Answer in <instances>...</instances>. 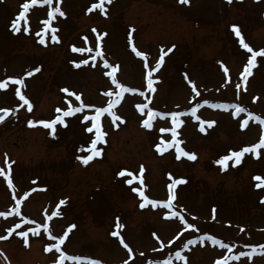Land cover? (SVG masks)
Here are the masks:
<instances>
[{
	"label": "rangeland",
	"instance_id": "1",
	"mask_svg": "<svg viewBox=\"0 0 264 264\" xmlns=\"http://www.w3.org/2000/svg\"><path fill=\"white\" fill-rule=\"evenodd\" d=\"M25 0H0V79L20 76L33 67L40 71L25 77V95L33 104L18 107L22 102L15 95V87L0 90V108H14L0 123V167L5 154L12 165L11 178L14 188H9L5 177L0 176V211L15 207V199L25 192L29 195L20 205L21 216L35 220L38 224L47 222L52 235L69 232L63 251L69 255H82L99 259L102 264H147L149 260H163L172 256L173 264H184L175 260L174 253L182 248L188 239L198 238L207 233L227 244H234L233 253L250 251L246 244H264V189H257L254 175L264 176V149L261 156L254 158L245 154L240 165L221 171L215 163L228 151L239 150L259 140L261 126L249 121L246 128L240 123L246 114L233 116L234 109H214L204 105L197 110L203 120L216 123L206 131L199 130L200 122L190 115L181 117L184 125L178 129L186 151L195 153L196 160L186 157L176 159L174 148L160 154L155 150L159 135L171 139L170 134H158L160 127H170V119L154 121V129L141 126L144 118L135 105L146 102L151 96L150 107L161 111H187L204 99L210 103H240L248 110L264 116V57H257V65L246 82L240 73L250 53L239 45L232 25H238L245 42L254 51L264 48V0H190L189 4L179 0H113L106 4L107 15L98 9L87 10L98 0H60L64 17L57 16L52 27L58 28L59 42L51 41V32L46 44L38 42L36 33L44 27L47 6H35L29 11L28 21L14 33L11 22L21 10ZM54 0L53 6H55ZM95 28L94 33L92 29ZM134 28L133 43L137 50L148 54V64L154 67L161 50L175 45L174 50L164 57V63L153 74L155 93L146 90L144 60L137 57L128 42V32ZM107 33L100 43L105 58L112 64H119L118 80L129 87L144 92L125 93L120 104L114 109L124 123L113 124L111 116H102V127L107 133L106 143L98 144L102 149L100 157H94L87 165L77 159L88 155L81 151L87 148L93 134L85 132L88 124L81 123L82 115L77 113L65 117L66 126L56 125L55 135L43 125L29 126L27 121L51 120L58 114L57 107L66 109L68 101L72 106L79 102L62 89L67 87L81 95L84 103L106 106L108 97L104 92L116 91L110 78L104 75L102 61L97 66L76 68L73 60L87 59L88 53L78 54L71 49L92 47L95 49L97 34ZM84 37H87V43ZM94 54V52L92 53ZM229 69L227 76L221 67ZM195 82L200 97L193 100L191 85L185 79ZM240 84V89L236 85ZM253 97L257 99L253 100ZM84 114H93L86 110ZM144 166L145 194L150 199L166 200L168 185L172 179L184 178L186 183L176 187L175 210L181 211L189 223L197 225L199 231L184 230L178 218H166L168 209L146 205L133 187L139 181L128 185L127 176L118 173L127 169L136 175ZM169 173L171 176H169ZM15 197V199H14ZM67 203L60 206L61 215L46 220L56 210L60 199ZM216 208L213 219L212 208ZM125 227L119 229L125 243L132 249L129 260L128 250L113 237L116 218ZM21 217L13 214L0 217V236H8L7 228L19 223ZM35 227L23 225L17 231ZM243 229V231H241ZM155 233V235H153ZM179 236L169 245L168 240ZM159 237V240L156 237ZM24 238L13 232L7 239L0 240V264H53L59 253L46 252L45 246L54 243L43 229L39 235L28 234V245ZM165 247L161 249L160 243ZM226 249L211 241L197 242L184 249L187 264H214L225 255ZM143 253V255H140ZM65 264H77L65 261ZM79 264H87L81 261ZM229 264H264V253L257 248L251 259L241 257Z\"/></svg>",
	"mask_w": 264,
	"mask_h": 264
},
{
	"label": "snow or ice",
	"instance_id": "2",
	"mask_svg": "<svg viewBox=\"0 0 264 264\" xmlns=\"http://www.w3.org/2000/svg\"><path fill=\"white\" fill-rule=\"evenodd\" d=\"M113 0H98L97 3H93L91 7L87 10L88 12H92L94 9H98L102 14L107 15V8L105 7L106 4H111ZM180 3L183 4H189L190 0H179ZM229 3L232 2V0H228ZM54 0H25V2L21 5V10L16 15L15 19L11 22V29L14 33H19L21 30L23 32L28 33L29 28L27 26H24L23 29L21 28V22H24V24H27L28 21V14L31 9H33L35 6H47V19H44L42 21L44 27L41 29V31L37 32L35 35L38 39V42L41 45L46 44V36L51 32V41L52 42H59V37L56 34L58 32V28L52 27V22L56 20L57 16L64 17L65 12L62 11L60 7V0H56L55 6H53ZM232 31L234 32L235 37L239 38V45L241 48L246 49L248 53L251 55L247 58V63L243 66V71L240 73V76L242 78V81L246 82L248 78L252 75V69L257 65V57H264V48L260 49L259 51H254L253 48L245 42V38L242 35L241 29L238 25H232L231 26ZM92 31L95 33L96 29L93 28ZM134 32V28L131 29L128 32V42L131 47V50L135 53L137 57H141L144 60V68H145V81H146V90L151 93H155L156 89L154 87V84L157 82L155 79H153V74L156 73L162 64L164 63V57L171 53L175 45H172L167 48L166 51L163 49L161 50V55L159 59L156 61V64L154 67H150L148 64V54L137 50L135 44L133 43V36L132 33ZM107 33L103 34H97V43L95 46V49L92 47H77L75 45L72 46V51L74 53L78 54H84L88 53L87 59H81V60H73L72 64L76 68H80L81 66L89 65V62H92V66H97V60L99 58L100 61H102L103 68L107 69L108 71L104 72V75H106L108 78H110L111 84L115 86L117 89L116 91H106L104 92V95L107 96L108 102L106 106H96L93 104H87L84 103L81 99V95L77 94L75 91H70L69 88L65 87L62 89L63 93H66L76 99V101L79 102L78 106H72L71 101H68V107L66 109L57 107L56 112L58 113L54 119L51 120H32L29 119L27 121V124L29 126H35L37 124L43 125L47 129H51V135H55L56 132V125L59 123L60 125L66 126L65 124V117H72L75 116L77 113L83 114L81 123L88 124L90 122V126L85 127V132L89 134H93V138L90 140V143L88 147L85 149L81 147V151H87L88 155H79L77 156V159L81 161L84 165H87L94 157H100L102 153V149L97 147L98 144L106 143L105 137L107 136V133L103 130L102 127V116L104 114H108L112 118V122L114 125H116V121H120L121 123H124V119L121 116H118L115 112V108L120 104L121 100L124 97L125 93H138L141 96H144L145 93L140 91L139 89L135 87H129L125 84L121 83L117 78V72L119 71V64H112L108 61V59L105 58L104 52L102 50L101 46V39L103 36H106ZM85 42L87 43V37H84ZM94 52V54H92ZM221 67L223 69L224 74L227 76L229 69L226 66H223L221 63ZM41 69L40 67H33L32 69L25 71L23 75L20 76H7L4 79H0V90H7L10 85L16 86L15 87V95L18 97L19 101L22 102L18 105V107H27V110L31 112L33 110V104L30 101V99L25 95L24 91H22L23 88H26L25 84V77H31L35 73L39 72ZM185 79L187 80L188 84L191 85L192 92L194 93L193 100L200 97L201 93L197 90V86L194 81L188 78L187 74H185ZM236 88L240 89V84L236 85ZM257 99L256 97H253V100ZM152 97H146V102L144 103H138L135 105L138 112L144 117L141 120V126L145 128L146 130H153L154 129V121L157 120V118L164 120L166 118L170 119V127H160L158 129V134H170L171 139H165L164 135H159V140L157 143H155L154 147L155 150L163 154L168 149L174 148L176 152V159L179 160L181 157H186L189 160H196L197 156L195 153L186 151L183 147H181V144L183 143L182 140L178 139L177 137L180 135L178 132V129L181 128L182 125H184L185 120L181 119V117L190 115L194 120L200 122L199 130L203 133L206 131L205 125H207L208 128H211L216 121L214 120H203L199 115H197V110L203 107L204 105H209L211 108L214 109H234L232 112L233 116H240L242 113L246 114V118L242 120L240 123L241 129H244L248 126L249 121H255L258 122L261 126V133L259 136V140L256 143H252L250 145H245L241 147L239 150H229L227 154L221 155L217 160H215V163L221 167V171L227 170L229 168V162L232 161V166L235 167L237 165H240L242 162V159L244 158L245 154H252L254 158H259L261 156V149H264V116L258 115L250 110H248L246 107L242 106L240 103H210L209 100L204 99L202 103L197 102L192 107H190L187 111H161L157 110L155 108L150 107ZM86 110H93V114H84ZM16 112V109L14 108H0V123L4 122L6 117L9 116V114H14ZM117 127L119 125H116ZM15 163V161H10L7 154H5V160L4 164L7 166V171H5L4 167H0V176H3L7 180V184L9 188H14L15 185L13 184L12 178H11V171H12V165ZM144 173V166H140V174L136 175L133 172L124 169L121 170L118 175L120 177H129L126 180V183L128 185H132L134 181H139L140 186L139 187H133L132 191L137 193L138 196L141 198L140 207L144 208L146 205H151L153 208L157 206H162L168 211L165 212L166 218H178L184 226V230H196L199 231L197 228V225L194 223H189L188 220L185 219V216L181 213V211L175 210V205L173 203L174 200L177 199L175 189L178 185L186 183V180L184 178L179 179H172V182L168 185V197L166 200H157V199H150L145 194V188L147 187L144 183L143 178ZM169 176L171 174L169 173ZM252 179L256 182L255 187L257 189H264V176L262 175H254ZM29 195L28 192H25L23 196H21L19 199H15V207L10 208L8 211H0V217L7 218L9 216H12L15 214L16 216H20L21 219L19 223L15 224L13 227L7 228L6 231L8 233V236H10L13 232H15L16 236L23 237L24 244L27 246L28 241V234L32 233L33 235H39L40 230L43 229L45 233L48 234L49 238L52 241H55L54 243H49L45 246L46 252H51L52 250H55V252L59 253L58 258H56L53 261V264H65V261H74L79 264L81 261H87V264H102V261L99 259H91L87 256L82 255H69L65 251L62 250L61 245L65 243L66 238L69 235V232L76 227L75 224L69 225L68 230L65 231L62 235L55 236L52 235L51 229L49 227V224L47 222L43 224H38L35 220H29L26 216H21L20 212V205L22 201ZM261 202L264 203V197L261 198ZM67 203V199L63 198L60 199L58 204L56 205V210L51 212V215H46V220H51L53 217L61 215L60 213V206L65 205ZM213 213V219L215 218L216 208L213 206L212 208ZM26 224H33L35 227L27 228L26 231H17V229H20L23 225ZM125 226L119 222V217L116 218V224L115 229L111 232V235L113 237H119L120 243L123 245L125 249L128 250L129 257L128 259L131 260L132 257V249L129 247L128 243H125L123 236H121L119 229H123ZM243 231V229H241ZM155 235V233L153 234ZM8 236H0V240L7 239ZM179 236V233L177 234V237H173V239L168 240L167 243L169 245L173 244V241L176 240ZM157 240H159V237H156ZM204 242L205 240L211 241L214 245H219L222 249H226V253L223 257L218 258L215 260L214 264H229L230 261H238L241 257H248L251 259V257L256 254L257 248L260 249L261 253H264V244L260 245H252V244H246L244 247L247 249H250V251H239L236 253H233V248H235L234 244H227L224 243L222 240L218 239L214 235H208L205 233L204 235L199 236L198 238H192L188 239L185 243H183L182 248L180 250L175 251L174 257L177 261H183L184 264H187V257L182 254V251L184 249H189L190 245L197 244V242ZM159 247L163 249L165 247V244L163 242L160 243ZM140 255H143V253H140ZM124 264H128V261H124ZM147 264H173V258L172 256H169L168 258H165L163 260H149Z\"/></svg>",
	"mask_w": 264,
	"mask_h": 264
}]
</instances>
